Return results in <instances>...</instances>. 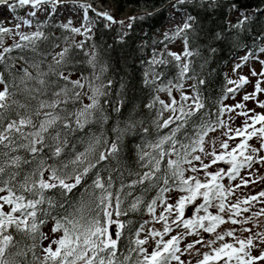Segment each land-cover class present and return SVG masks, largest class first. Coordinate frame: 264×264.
<instances>
[{
	"label": "snow or ice",
	"instance_id": "obj_1",
	"mask_svg": "<svg viewBox=\"0 0 264 264\" xmlns=\"http://www.w3.org/2000/svg\"><path fill=\"white\" fill-rule=\"evenodd\" d=\"M7 3V0H4ZM184 2V0H181ZM59 0H16V5L9 4L10 8L30 6L33 11L28 15L35 17L40 6L50 4L52 11L49 15H55L56 6ZM88 5H85L84 19L88 20ZM104 19L115 22L114 18L108 13H98ZM23 24L30 25L31 21L23 20ZM20 24L16 25L17 32ZM67 28L68 26L65 25ZM190 27L185 23L183 29ZM85 31L91 32L92 29L87 24L84 25ZM10 29L0 27V34L10 32ZM73 33H80V28H72ZM19 41L11 47H3L0 51V63L5 65V69L11 73L12 79L5 80L0 76V193L6 195L0 196V264H24L19 259L26 255L27 251L33 253L34 264H172L178 261L183 264L177 253L181 252L180 241L183 235L171 236L166 241L164 236L172 231L171 225L168 223L169 217L175 209V217L171 220V224L176 227H183L189 235H199L202 230L204 233H214L218 225L225 223L224 217L221 215L227 211L228 221L236 225L241 221L235 217L241 212H248V207L241 208V204L248 205L250 201H259L264 198V191L245 198L243 201H237L235 204H226V197L232 192L230 187L225 190L220 181L225 177L231 182L235 180L242 169L251 170L255 164L264 165V156L257 157L256 154L264 151V114H254L255 109L240 111L237 115L246 117L244 126L237 128L234 135L229 128L226 135L228 139L240 138L241 142L231 151L227 142L222 143L221 147L224 151L217 155L212 153L213 160L211 164H202L208 182H201L197 177L185 178L183 168L184 164H191L192 160L199 161L200 156H192V153L198 149L203 151L202 145L205 136L209 131L214 129V123L208 120H201L199 124H194L191 134L178 136L182 129H185L191 118L196 115L202 108L204 103L196 93L192 97L181 94L179 102L173 97L171 104L163 105L162 110L157 111V119L154 121L157 130L171 127L167 134L158 136L154 141L148 140L140 149L139 160L142 167L148 168L143 173H130L137 178L130 183L125 184L121 180L119 188L113 191V175L109 172L107 180L101 175L97 165L101 162L115 158L119 151V139L111 142L107 150L100 152L98 157L95 156L96 146L101 143L99 137H90L84 151H75V145L71 144L70 137L77 131H83L84 128L93 122L107 121L104 109L101 104V97L107 96L109 88L112 84L104 83L96 84L87 77L71 79V72H65L63 69L69 64L68 49H64L53 57L54 65L49 64L48 71H41V62L29 60L27 56L21 55L19 58L25 60L29 67L35 69V75L28 68L17 67L12 72V67L8 63L12 58L8 55L13 50H19L24 53L26 50L35 54H39L37 41L44 38L41 31H36L31 35L19 33ZM78 47H83L81 42ZM264 53V49H260ZM186 55H191L185 52ZM179 60L180 57L176 56ZM245 61L248 59L246 56ZM258 59V57H257ZM89 63L94 64V60ZM151 64L165 63L164 60H151ZM262 68L258 73L252 70V76L264 77V61H259ZM240 67V66H238ZM189 70L188 64H185L181 72V78ZM103 71V69H102ZM147 75V73H146ZM53 77H55L53 79ZM158 79V75L155 76ZM97 79H99L97 77ZM262 80H257L254 84V90L243 96V101L247 102L253 99L256 106L264 109V101L259 100V94L264 92L261 88ZM145 83H155L145 80ZM201 84L204 81H200ZM235 83V88H229V93L235 94L239 88L246 84L252 83L247 77L241 76L239 82ZM88 88L90 95L87 91ZM182 88V84L173 85L169 82V86H161L157 91H167L172 96V88ZM23 95L24 100L21 101L17 97ZM84 96L90 101L83 103ZM191 100V105L185 108V103ZM34 102V103H33ZM104 103H108L105 101ZM153 104H149V108H153ZM242 103L236 104L234 107H222L219 115L222 117L225 112H232L236 109H244ZM119 112V108H115ZM162 111H171L172 115L163 119L160 117ZM250 121V122H249ZM221 127H225L222 120L219 121ZM260 127L257 129L256 125ZM131 126V125H130ZM251 129V131L249 130ZM145 132L148 130L145 129ZM253 136H258L261 144L258 148H251L250 152L244 151L247 147L246 141ZM106 145L107 141H104ZM167 146V147H166ZM73 151L71 154L67 151L69 148ZM150 149L145 151L144 148ZM167 167L161 169V162L165 157ZM95 157V158H93ZM217 162H223L228 165L227 170L221 168L214 173H208L206 170L215 165ZM96 169L95 172L93 170ZM196 172L195 167L189 169ZM91 180V183H87ZM148 182L151 187L154 184L158 186V192L155 199H152L147 205V211L155 219L163 222V232L151 231L153 236L161 237L157 241V247L148 254L141 245L146 243L145 240H135V247L129 248L128 254L124 255L119 251V240L122 235L121 229L124 224L120 222L119 217L127 215L129 211H136L142 201V197L136 196L132 199L129 207H122L124 201L133 195V190L137 185H144ZM255 183L256 180L249 171V176L242 179L243 186H247L249 182ZM162 182V186H160ZM240 187V185H237ZM83 188L92 199L87 205L81 204L76 207L74 212L56 219L52 231H62V236L58 241H54L58 246L55 250L51 245L45 248L43 258L37 257L35 254V240L39 236L45 238L39 232V225L44 221L40 219L39 214L45 216L55 207H64V203H60L47 195L52 190L58 189L60 195L65 198L73 193L74 189ZM173 188L180 192L187 193L181 196L174 205L167 204L164 210L155 217V208L158 201L163 204L162 194L171 191ZM127 189V191H125ZM147 191V188L145 189ZM197 199L202 202L195 204ZM213 201L217 203L213 204ZM10 206V211L3 212L4 205ZM48 205V209H43L41 205ZM195 204L192 215L186 217L188 205ZM215 206L217 214H212L209 209ZM85 208L88 210L85 211ZM203 212V215L200 213ZM19 213V216L16 214ZM264 214V208H261L254 215ZM115 215V219H113ZM115 225L114 232L111 231ZM143 228V225L140 226ZM11 229H15L17 233H23L25 236L33 240V244L22 246L21 241L16 240ZM244 231H250L245 228ZM261 235V234H257ZM225 236L235 238L234 231H227L223 234H217L215 240L204 241L198 239L192 244H188L187 248L192 249L195 244H214L216 240L223 241ZM239 247L231 243H224L218 249L214 250V256L217 259L225 260V264L235 259L236 264H255L256 260L264 261V252L259 257H252L248 251L253 244V240L249 237L247 240L240 239L237 241ZM264 242V241H262ZM132 253H136L133 258ZM210 257L205 254L202 264H207Z\"/></svg>",
	"mask_w": 264,
	"mask_h": 264
},
{
	"label": "trees",
	"instance_id": "obj_2",
	"mask_svg": "<svg viewBox=\"0 0 264 264\" xmlns=\"http://www.w3.org/2000/svg\"><path fill=\"white\" fill-rule=\"evenodd\" d=\"M16 5V0L6 4V14L14 19H25L31 21L28 29L19 31V33L31 35L36 31H41L44 38L37 41L39 54H35L26 50L20 53L19 50H13L8 55L12 58L8 61L12 67V72L17 67L28 68L35 75V69L29 67L25 60L19 58L21 55L27 56L29 60L41 62L40 70L48 71L49 64L54 65V52L60 45H65L61 50L68 49L69 64L64 67L65 72H71V79L75 80L80 77H87L96 84H112L107 88L108 95L101 97V104L107 121H97L88 124L83 131H77L70 137L71 144H74L75 151H84L90 137H99L101 143L96 146L95 156L98 157L100 152L107 150L111 142L119 139V151L115 158L101 162L97 165L101 175L107 180L109 172L113 175V191L119 188L121 180L125 184L130 183L137 177L130 173H143L148 168L142 167L139 160L140 149L148 140H155L158 136L167 134L171 127L157 130L154 121L157 119V111L163 109L160 101L165 104H171L173 96H169L167 91H157L159 87L169 86V82L173 85L182 84V88H172L180 94L187 82L193 84V95L199 93L200 99L204 103V108L191 118L189 125L178 133V136L191 134L194 124H199L201 120H208L214 123V129L209 131L205 136L202 148L209 136L220 129L219 121L223 116L219 115L220 109L224 107L226 100L234 94L227 90L231 87L228 78V69L239 60L240 56H256L263 49L264 44V0H194L192 2L177 1L171 4L170 8L162 9L153 14H141L132 19H127L122 23H109L103 17H99L88 11V23L92 29L91 32H85L80 39L70 41L78 33L71 31L72 27L66 23L62 24L58 21L57 14L47 15L45 18L38 16H30L31 10L29 6H16L14 9L8 5ZM84 8V6H83ZM169 9L187 17L190 21L187 23L190 27L186 30L183 25L174 29L172 32L165 34L163 29L167 26L171 19ZM85 11V8H84ZM65 25L68 27L66 28ZM10 29L8 33L0 34V51L3 47H11L14 43L20 42L19 35L16 33V40L10 42L14 29ZM181 41L184 51L191 53L185 54L184 63L175 59V56L167 50V48L176 42ZM83 43V47L78 45ZM164 60L165 63L149 64L151 60ZM94 60L95 63H89ZM185 64H188L189 70L181 78V72ZM103 69V71H102ZM147 73V75H146ZM158 75V79L155 76ZM0 76L5 80H11L12 76L5 69V65L0 63ZM97 77L99 79H97ZM55 77H53L54 79ZM155 83H145V80ZM200 81H204L203 84ZM1 90L3 89V85ZM83 91H90L86 87ZM160 94H167L166 101L160 98ZM21 101L24 100L23 95L17 97ZM107 101L108 103H104ZM155 105L149 108V104ZM90 101L84 96L83 103ZM34 103V102H33ZM190 104L185 103V108ZM119 108L117 112L114 109ZM172 115L171 111H162L160 120L166 119ZM131 125V126H130ZM148 131L145 132L144 130ZM107 141L106 145L103 143ZM167 147V146H166ZM145 151H150L144 148ZM69 154L73 149L70 147ZM199 149L192 153L197 156ZM95 158V157H93ZM173 157H165L161 162V169L167 167V159ZM197 160H192V163ZM191 163V164H192ZM190 164H184L183 168ZM96 169L93 170L95 172ZM185 173V171H184ZM87 183H91L88 180ZM162 186V182H160ZM147 188V191L145 189ZM127 191V189H125ZM178 191L173 188L171 191L162 194L165 204L167 195L170 192ZM83 188L73 190V193L65 198L60 195L58 189L52 190L47 195L60 203H64V207H55L50 214L45 216L40 213V219L44 221L39 225V232L45 236L47 226H50L51 232L56 219L74 212L76 207L87 205L91 202V197L84 193ZM158 192V186H148L146 181L144 185H137L133 190V195L128 197L122 207H129L132 199L136 196L142 197L143 203L136 211H129L127 215L119 217L124 228L121 229L122 235L119 240V251L124 255L128 254L129 248L135 247L134 241L140 239L139 235L148 223L155 222V219L147 211V205L152 199H155ZM6 195V193H4ZM8 212L11 210L10 206ZM157 205H161L158 201ZM43 209H48V205H41ZM88 209L85 208V211ZM156 211V208H155ZM6 213V212H5ZM203 212H201L202 214ZM200 214V215H201ZM204 214V213H203ZM115 219V215H113ZM143 225V228L140 226ZM113 231L115 225L112 226ZM14 238L21 241L22 246L32 245L33 240L25 236L23 233H17L15 229H11ZM58 235L56 241L62 236V231H56ZM43 242L44 238L39 236L35 240V254L37 257L43 258ZM58 245L54 243V248ZM141 245L140 247H142ZM26 255L20 257L24 264H34L33 253L27 251ZM135 258L136 253H132ZM174 262V261H173ZM172 262V263H173Z\"/></svg>",
	"mask_w": 264,
	"mask_h": 264
},
{
	"label": "rangeland",
	"instance_id": "obj_3",
	"mask_svg": "<svg viewBox=\"0 0 264 264\" xmlns=\"http://www.w3.org/2000/svg\"><path fill=\"white\" fill-rule=\"evenodd\" d=\"M43 8H40V10ZM38 10V11H40ZM61 12H63L61 15V12L58 14L59 19H61L63 24L69 23L73 28H80L81 32L78 33V35L74 38H70V41L72 39H80L81 36L86 32L84 25L85 22L82 21L81 17L78 15L71 19V17L74 16V14L80 13L79 8L76 5H64L60 8ZM171 13V19L168 25L163 29V33L168 34L172 32L176 28H180L185 23L189 22V19L185 17L184 15H181L177 12H174L173 10L169 9ZM39 18H43L42 12L38 14ZM6 6H0V23L4 26L2 23L6 19ZM71 16V17H70ZM20 24L19 31H25L28 29L29 25H25L22 23V20H16L12 19L11 22L6 23L5 26H9L10 28L14 29V34L12 35V38L10 39V42H14L16 40V25ZM88 25V24H87ZM89 27V25H88ZM65 47V45H60L54 54L57 56L58 53L61 52V50ZM264 47V44L263 46ZM168 51H170L175 57L179 56L181 60V63L183 65L184 59H185V51L184 47L181 41L176 42L175 44L169 46L167 48ZM241 56L238 61L232 66L229 67L227 73L229 81L233 82H239V78L241 76L247 77L252 83L246 84L243 87L239 88L238 91L232 96L229 97L226 102L224 103V107H234L238 103H242L245 105L244 109H236L232 112H225L223 115L222 121L224 122L225 127H221L220 129H217L214 131L209 138L206 140L203 151L198 154V156L201 157L199 161H195L189 166L186 167L184 176L185 178L188 177H197L200 179L201 182H208V178L205 175V170L202 169V164H211V161L213 160L212 153H215L217 155L221 154L222 151H224L221 147L222 143L227 142L229 144V149L227 151H231V149L235 148L238 143L241 142L240 138H233L231 140L228 139V136L226 133L228 132L229 128L232 130V134L234 135L235 130L237 128H242L245 123L246 117L237 115L240 111H247L248 109H255V113L250 114H264V109L259 108L256 106V103L253 99L248 100L247 102L243 101V96L246 93H251L254 90V84L257 80L264 81V77L259 76H252L251 72L253 69H255L258 73L261 71V64L259 61H264V53H260V55H257L255 57H248V59L245 61V57ZM258 57V59H257ZM241 59V60H240ZM240 66V67H238ZM231 87L235 88L236 84L231 83ZM261 88L264 89V82L261 83ZM1 90V86H0ZM181 94H184L186 96L192 97L193 96V84L192 82H187L184 85V88L181 92ZM172 96L179 102L180 94L176 91H172ZM160 98L164 101L167 100L168 95L167 94H160ZM259 100L264 101V92L259 94ZM186 104L191 105V100L187 101ZM250 122V121H249ZM260 127L259 124L256 125V128L258 129ZM251 131V129H249ZM261 140L258 136H253L252 138L248 139L246 141V149L244 151L250 152L251 148L260 147ZM257 157L263 156L262 151L253 154ZM191 167H195L197 171L194 173L190 171L189 169ZM221 168L227 170L228 165H226L223 162H217L215 165H212L209 167L206 171L208 173H214L216 171H219ZM249 171H251L252 176L256 180L255 183L249 182L248 185L245 187L242 185L241 181L242 179H246L249 176ZM222 183L225 190H228L230 187L232 188V192L226 197V204L231 205L235 204L237 201H243L245 198L251 197L253 195H258L261 191H264V165L261 164H255L251 170L245 168L240 171V175L233 181H229L226 177L220 181ZM237 185H240V187H237ZM4 193H0V196H3ZM183 195H187V193L180 192V191H173L170 192L167 195V199L165 204L157 205L156 211H155V217H158L159 214L164 210V207L167 204L174 205L175 202ZM201 199H197L195 204L201 203ZM2 203V202H0ZM217 203L216 201H213V204ZM195 204L188 205V211L186 212V217L188 218L192 215V211L195 208ZM248 207V212H241V214L237 217H235L238 220L244 221L247 220V222L244 223H238L236 225L231 224L230 221H228V213L227 211L225 213H222L221 215L225 219V223L218 225L216 228V231L214 233L208 234L204 233L202 230L199 232V235H189L185 231V229L181 227H176L175 225L171 224V220L175 217V209H173L172 215L169 217L168 223L172 227V231L163 237V239L166 241L167 239H170L171 236H177V235H183V239L180 241V248L181 252L177 253V255L180 256L181 261L183 264H202L203 257L205 254H208L210 259L207 262V264H225V260H220L215 258L214 256V250L218 249L222 244L224 243H231L234 244L236 247H239L238 240L243 239L247 240L249 237L252 238L253 244L250 248H248V251L252 257H259L262 252H264V214L256 216L255 213H258L261 208H264V198H260L259 201H250L248 205L241 204V208ZM9 207L4 205L3 212H8ZM209 211L212 214H217V209L215 206L210 207ZM201 214V213H200ZM19 216V213L16 214ZM203 215V213L201 214ZM155 219V218H154ZM245 228L250 229V231H244ZM113 231L112 229H110ZM155 230L157 232H163V222L158 221L155 219V222L148 223L143 230L141 231L139 238L140 240H145L146 243L142 246V248L150 254L156 247H157V241L161 239V237L153 236L151 234V231ZM234 231L235 238L225 236V239L223 241L216 240L214 244L208 245V244H195V246L192 249H188L187 245L192 244L198 239H203L204 241H212L215 240V237L217 234H223L227 231ZM114 232V231H113ZM261 234V235H257ZM44 242H43V250L49 245H51L52 249L54 248V241L57 240L58 235L54 234L50 230V226L46 227L45 230V236H44ZM172 264H179L178 261H174ZM228 264H236L235 259L228 262ZM255 264H264V261L262 260H256Z\"/></svg>",
	"mask_w": 264,
	"mask_h": 264
},
{
	"label": "water",
	"instance_id": "obj_4",
	"mask_svg": "<svg viewBox=\"0 0 264 264\" xmlns=\"http://www.w3.org/2000/svg\"><path fill=\"white\" fill-rule=\"evenodd\" d=\"M11 0H7L9 2ZM181 0H59L61 3H78L82 5H88L89 10L95 15L98 13H108L114 18L115 22L121 23L126 19H131L140 14H153L157 11L165 9L170 4ZM194 0H184V2H192ZM6 4L4 0H0V6ZM22 68V67H20ZM264 156V151H262Z\"/></svg>",
	"mask_w": 264,
	"mask_h": 264
}]
</instances>
